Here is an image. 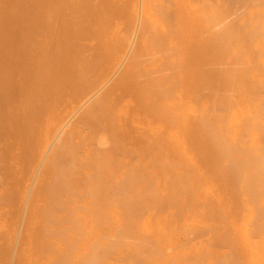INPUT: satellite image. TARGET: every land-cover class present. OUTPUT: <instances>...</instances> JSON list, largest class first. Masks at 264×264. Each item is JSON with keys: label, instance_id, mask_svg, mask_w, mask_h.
<instances>
[{"label": "rangeland", "instance_id": "1", "mask_svg": "<svg viewBox=\"0 0 264 264\" xmlns=\"http://www.w3.org/2000/svg\"><path fill=\"white\" fill-rule=\"evenodd\" d=\"M261 2L0 0V264H89L86 258L92 251L99 252L94 264H264V19L247 13ZM175 55L181 62L172 61ZM100 85L104 87L97 104L76 113L75 108ZM148 85L157 90L145 97ZM175 88L190 98L212 101L216 120L212 114L209 136L193 125L182 132L169 118L172 115L157 110L158 100ZM242 99L256 103V109L247 101L242 104ZM71 111L75 114L70 131L50 143L55 127ZM116 112L125 114L115 119ZM219 115L223 120L218 121ZM251 119L263 127L257 123L254 127ZM223 124L228 127L221 128ZM168 129L179 133L172 136ZM97 133L106 134V143L110 142L101 151L93 144ZM219 134L228 136L224 143ZM181 156L187 160L181 163ZM97 159L95 168L91 165ZM74 165L84 167L88 175L73 170L68 174ZM96 171L100 189L93 192L95 197L92 194L96 202L89 204L85 192L77 193V185L94 180ZM122 176L125 181H120ZM112 178L117 184L112 185ZM189 182L190 190L206 201L203 208L197 205L200 217ZM106 188L112 195L108 199ZM156 192L158 198L153 196ZM118 193L126 194L119 198L122 202ZM138 198L145 200L136 202ZM109 199L122 213L115 208L106 214L113 217L119 212L115 217L123 224H109L117 227L108 243V222L117 220L105 214L110 202L102 201ZM72 203L79 205L73 212ZM157 215H164L167 228L158 226ZM89 217L101 220L90 225ZM188 217L196 223H184ZM140 223L151 224L154 234L148 229L144 238L140 232L133 235ZM163 227L168 233L162 236ZM88 230L89 240L81 242V233ZM113 232L118 233L117 241L111 242Z\"/></svg>", "mask_w": 264, "mask_h": 264}, {"label": "bare ground", "instance_id": "2", "mask_svg": "<svg viewBox=\"0 0 264 264\" xmlns=\"http://www.w3.org/2000/svg\"><path fill=\"white\" fill-rule=\"evenodd\" d=\"M262 2L260 3V5H259V8H257L256 10H252V9H249V11H247V13H250L249 15L252 17L253 16V14L254 13H256L257 15H258V17L257 18H261V20L262 19H264V0H261ZM252 10V11H251ZM255 11V12H254ZM254 17H256L255 16V14H254ZM253 17V18H254ZM264 21V20H263ZM261 22V21H260ZM260 28V27H259ZM264 28V27H263ZM263 48H264V46H263ZM238 51V50H237ZM236 51V52H237ZM263 51H264V49H263ZM181 57L179 56V55H175L174 57H173V59H172V61L173 62H176V61H179V62H181V59H180ZM220 60V59H219ZM262 63V62H261ZM264 64V63H263ZM262 65V64H261ZM181 75H179V78H181L180 77ZM176 77L178 78V75H176ZM261 83H262V80L260 81ZM264 84V83H263ZM104 86L103 85H100L96 90H94L91 94H89V95H87L83 100H82V102H81V104L80 105H78L76 108H75V110H76V113H77V110H80V109H85V111H86V109L88 110L89 108H90V106H93V104L95 105V103L96 102H98V100H99V95H100V91H101V89L103 88ZM155 89V85H148V88H146V90L147 91H145V92H147V93H145L144 92V95H145V97L146 96H149L148 95V93H150L151 91H153ZM203 89V88H202ZM157 89H155V91H156ZM200 92L201 91H203V90H199ZM154 92V91H153ZM170 92V93H169ZM167 94L168 95H165V97H162L161 99H159L158 100V102H157V110L159 111L160 109H162L163 111H165L164 113L165 114H169V115H172V117H169V118H171V120H172V118H173V120H176V123H178L177 124V128H178V130H182V132H183V130L184 129H187L190 125H193V126H197V127H199V129H201V131H202V129H203V131L205 132V130H206V132H205V134H204V136L206 137L208 134H207V131H212V127H214V126H211V124L209 123V121H210V119L212 118V114L214 115V105L211 107V103H212V101H208L207 100V98H203L204 100H201V99H198L196 96H193L192 98H190L191 97V95H187L186 96V92H184V91H182L180 88H175V89H172V91L170 90ZM193 93V92H192ZM154 94V93H153ZM194 94V93H193ZM221 95H223V97H224V94H221ZM219 97V96H218ZM223 97H222V100H223ZM198 100H201V101H197V99ZM216 100L218 101V100H220L219 98H216ZM215 100V102H217ZM243 100V99H242ZM247 101V100H246ZM246 101L244 102V100H243V102H241L242 104L243 103H246ZM211 102V103H210ZM214 102V104H216ZM220 104H222L220 101H218ZM217 102V103H218ZM238 102H239V100H238ZM249 102V105H251V101H247V103ZM262 102H263V100H262ZM237 103V102H236ZM258 103V102H257ZM97 104V103H96ZM256 104V103H255ZM255 104H252L251 106H252V108L255 106V108H253V109H256V105ZM259 104V103H258ZM262 104V103H261ZM264 104V103H263ZM262 104V105H263ZM235 105V104H234ZM240 105V104H239ZM260 106V105H259ZM264 106V105H263ZM262 106V107H263ZM234 107V106H233ZM242 107V106H241ZM159 108V109H158ZM234 108H236V107H234ZM231 109V108H230ZM237 109H238V107H237ZM260 109H261V107H260ZM75 110H73V111H75ZM213 110V111H212ZM263 110H264V108H263ZM73 111H71L72 113H69L68 115H67V113H66V115H64V116H66L65 117V119L64 120H62V121H60V123L55 127L56 128V130H55V132H54V134H53V136H52V138H51V140H50V143H54V142H56L57 140H60L59 138H60V136H61V134L63 133V132H67V130L68 131H70L69 130V121L71 120V118L72 117H74L73 115L75 114V112L73 113ZM226 111H228V109L227 110H225V112ZM236 111V110H235ZM257 111H259V108L257 109ZM256 111V112H257ZM87 112V111H86ZM211 112H213V113H211ZM224 112V113H225ZM236 112H238V110L236 111ZM236 112H234V113H236ZM260 112V111H259ZM158 113H160V112H158ZM164 113H160L162 116H164ZM217 113V112H216ZM255 113V112H254ZM258 113V112H257ZM125 113H120V112H116V113H114V116H116L115 117V119L116 118H119V117H121V116H123ZM226 114H227V116H229V114H228V112H226ZM226 114H224L223 116H220L219 115V117H218V121H220L221 119L223 120V118H224V121H226V119L227 118H225V116H226ZM236 114H234V115H232V116H235ZM244 115H246V114H244ZM262 115V114H261ZM110 116V115H109ZM113 116V114L111 115V117ZM166 116V115H165ZM248 116V115H247ZM251 116V115H250ZM263 116V115H262ZM167 117V116H166ZM217 117V116H216ZM223 117V118H222ZM249 117V116H248ZM254 117V116H253ZM113 118V117H112ZM175 118V119H174ZM177 118V119H176ZM214 118H215V115H214V117H213V120H214ZM219 118H220V120H219ZM241 118V117H240ZM244 118H246L245 116H244ZM244 118H243V120H244ZM257 118V117H256ZM114 119V118H113ZM249 119V118H248ZM254 119V118H253ZM259 119H263V118H259ZM170 120V119H169ZM215 120H216V118H215ZM246 120H247V118H246ZM256 120V119H255ZM255 120H250L251 121V124H252V121H254V123H253V125H254V127H255V125H256V123L258 122V119H257V122L255 123ZM245 121V120H244ZM248 121V120H247ZM246 121V122H247ZM249 121V122H250ZM262 121V120H261ZM169 122V121H168ZM167 122V123H168ZM232 122V121H231ZM260 122V121H259ZM175 123V122H174ZM211 123H212V121H211ZM227 123V122H226ZM235 123V122H234ZM262 123V122H261ZM222 124V123H221ZM251 124H249V125H251ZM262 124H264V123H262ZM213 125H214V123H213ZM227 125V124H226ZM245 125V124H244ZM248 125V126H249ZM257 125H261L260 123H257ZM218 126V125H217ZM216 125H215V128L217 127ZM222 126V127H221ZM231 126V125H230ZM262 126V125H261ZM264 126V125H263ZM262 126V127H263ZM210 127H211V129H210ZM220 127L221 128H227L226 126H225V124H223V125H220ZM136 128L137 129H140V130H142L143 128H142V125H139V124H136ZM150 129H148V131H150V130H153L151 127H149ZM217 128H219V127H217ZM221 128H219V129H221ZM240 128H242L243 129V127H241L240 126ZM257 128V127H256ZM205 129V130H204ZM225 129H223V130H225ZM229 129V128H228ZM228 129H227V131H228ZM231 129V128H230ZM233 129V128H232ZM245 130H246V128H244ZM250 129V128H249ZM255 129V128H254ZM170 129H168V131L167 132H170L171 130V135L173 136V134H175L176 133V135H178V131L175 129V133H174V131H173V129H171L170 131H169ZM223 130H221V131H223ZM241 130V129H240ZM264 130V129H263ZM218 131V130H217ZM227 131H226V133H227ZM250 131H251V129H250ZM249 131V132H250ZM203 132V133H204ZM229 132V131H228ZM233 133L235 132V131H232ZM253 132V131H252ZM69 133V132H68ZM150 133V132H149ZM152 133V132H151ZM203 133H201V135L203 134ZM209 133V132H208ZM212 132H210V134H211ZM251 133V132H250ZM181 134V133H180ZM253 134V133H252ZM176 135L174 136V137H176ZM200 135V134H199ZM219 135H221V134H219ZM182 136V135H181ZM181 136H180V138H181ZM203 136V135H202ZM201 136V137H202ZM203 136V137H204ZM209 136V135H208ZM211 136V135H210ZM221 136H223L224 137V139H222V142H223V140H224V142H225V140L227 139V137L228 136H226V135H221ZM220 136V137H221ZM107 136H106V134H105V136H104V134L103 133H97L96 135H95V138H94V140H95V142H93V144H94V146H96L97 147V150H98V148H99V150L101 151V149H102V147H104V148H107V146H108V144L110 143H106V141L108 142L109 140H107V139H109L108 137L106 138ZM235 137V136H234ZM237 137V136H236ZM253 137H254V135H253ZM178 139V140H182L183 141V139H185V138H181V139ZM207 138H209V137H207ZM212 138V137H211ZM229 138L230 139H232V137L231 136H229ZM239 138V137H238ZM248 138V137H247ZM249 138H251V137H249ZM213 139V138H212ZM215 139V138H214ZM242 139H243V136H242ZM248 140V139H247ZM180 141H177V142H175V144L176 143H178V142H180ZM213 141V140H212ZM235 141H236V139H235ZM234 141V142H235ZM260 141H262V140H260ZM184 143H185V141H183ZM182 142V143H183ZM223 142V143H224ZM247 142H249V140L247 141ZM246 142V143H247ZM253 142H255V144H257L256 143V141H253ZM263 142V141H262ZM150 143V142H149ZM153 143V142H152ZM182 143H179L180 145H183ZM264 143V142H263ZM106 144H107V146H106ZM148 144V143H147ZM151 144V143H150ZM173 144V143H172ZM215 144V143H214ZM251 144V143H250ZM102 145H105V146H102ZM152 145H154V144H152ZM218 145V143L216 144V146ZM87 146H88V148H89V145H86L85 146V150L87 149ZM100 146H101V148H100ZM148 146H150V145H148ZM178 146V145H177ZM215 146V145H214ZM250 146V145H249ZM95 147V148H96ZM173 147V146H172ZM182 147V146H181ZM218 147V146H217ZM252 147V146H251ZM251 147H249L250 148V150H251ZM254 147V146H253ZM258 147H260V146H258ZM178 148V147H177ZM148 149H150V148H148ZM184 149H185V147H184ZM183 149V150H184ZM257 149V148H256ZM264 149V148H263ZM103 150V149H102ZM182 150V149H181ZM180 150V151H181ZM258 150V149H257ZM256 150V151H257ZM172 151V150H171ZM221 151V150H220ZM223 151V150H222ZM252 151V150H251ZM255 151V152H256ZM264 151V150H263ZM173 152V151H172ZM178 152H179V149H178ZM187 152V151H186ZM180 153V152H179ZM184 153V152H183ZM220 153H222V152H220ZM220 153H218V154H220ZM254 153V152H253ZM252 153V154H253ZM88 154V153H87ZM86 154V155H87ZM166 154V153H165ZM191 153H189V155H190ZM224 154H225V152H224ZM257 154V153H256ZM260 153H258L257 154V156L259 155ZM263 153H261V155H262ZM85 155V156H86ZM168 155V154H167ZM170 155V154H169ZM178 156H180V155H178ZM183 156H184V154H183ZM183 156H181L182 158H180V162H181V159H186L187 157H189L188 155H186L184 158H183ZM192 156V155H191ZM194 156V155H193ZM221 155H219V157H220ZM90 156H87V158L90 160V159H92V157L91 158H89ZM99 157V156H98ZM102 157V156H101ZM227 157V156H226ZM86 158V159H87ZM100 158V157H99ZM103 158V157H102ZM164 159H166V155H165V157H163ZM168 158V157H167ZM170 158V157H169ZM168 158V159H169ZM220 158H222V157H220ZM257 158V157H256ZM259 158H260V156H259ZM261 158H263V157H261ZM85 159V160H86ZM87 159V160H88ZM93 159H94V157H93ZM92 159V160H93ZM101 159V158H100ZM107 159V158H106ZM163 159V160H164ZM179 159V158H178ZM189 159H192V158H188V160ZM236 159H237V156H236ZM83 161H84V159H82ZM103 161H104V159H102ZM167 160V159H166ZM165 160V161H166ZM187 160V159H186ZM82 161V162H83ZM91 161V160H90ZM191 161H193V162H195L194 161V159L193 160H190V162H188V164L189 163H192ZM225 161L227 162V159H225ZM149 162V161H148ZM169 163H171L170 162V160L168 161ZM168 162H166V164H169ZM180 162H178V163H180ZM223 162H224V160H223ZM226 162H225V164H226ZM151 163V162H150ZM149 163V164H150ZM182 163V162H181ZM186 164V162L185 161H183V164ZM222 163V162H221ZM82 164V163H81ZM83 164H86L85 162L83 163ZM82 164V165H83ZM88 164V163H87ZM86 164V165H87ZM99 163H98V159L93 163V165H91V166H94L95 168H96V166L98 165ZM149 164H147V165H149ZM193 164V163H192ZM195 164V163H194ZM85 165V166H86ZM89 165V164H88ZM87 165V166H88ZM147 165L145 166V167H147ZM151 165V164H150ZM190 165V164H189ZM86 166V167H87ZM172 166V165H171ZM179 166L180 165H178V168H179ZM192 166H194V165H192ZM224 166H227V165H224ZM256 167H257V165H255ZM259 166V165H258ZM112 167H114V166H111V168ZM167 167H169V165L167 166ZM182 167V166H181ZM184 167V166H183ZM222 167V166H221ZM255 167V168H256ZM264 168V165L263 166H261V168ZM84 167H80L79 166V168H78V165L76 166V165H74V166H72V168H70L69 170H71V172H68V174L69 173H71L72 174V170H73V172H76V173H84L83 175L85 176V175H88V173H87V171H85L84 169H83ZM110 168V167H109ZM108 168V169H109ZM110 168V169H111ZM118 168V167H117ZM86 169V168H85ZM110 169H109V172L108 173H110V174H112L113 172H116L117 170H115L116 168H114V169H111L113 172H111L110 171ZM167 169H169V168H167ZM170 169H172V167H170ZM180 169V168H179ZM179 169L177 170V171H179ZM185 168H181V170L183 171ZM189 169V168H188ZM224 169V168H223ZM87 170V169H86ZM175 170V169H174ZM248 170H250V169H248ZM167 171H170V170H167ZM177 171H175V172H177ZM254 171V170H253ZM258 171H260V170H258ZM262 171V170H261ZM103 172H106V171H103ZM174 172V171H173ZM118 173V172H117ZM168 173V172H167ZM178 173V172H177ZM188 172H186V175L188 176L189 174H187ZM196 173V172H195ZM255 173V172H254ZM101 174V173H100ZM114 174V173H113ZM125 174V173H124ZM169 174V173H168ZM179 174V173H178ZM264 174V173H263ZM60 175H62L63 176V173L62 174H58L57 175V177H62V176H60ZM95 175V174H94ZM97 171H96V176H94V180H91V181H87V183L84 181V182H82V183H80V185H77L78 186V190H77V188H74L73 189V191H76L77 190V193H79L80 192V190L82 191V193H84L85 192V196L87 197V198H85V196H84V200H85V202L86 203H89V204H91V202H96L95 201V194L94 193H97L96 191L98 190V188L100 187V184H98L99 183V181L98 180H100V178L98 179V177H97ZM103 175V174H102ZM105 175H106V173H105ZM120 175V174H119ZM164 175V174H163ZM170 175V174H169ZM257 175H258V172H257ZM257 175H256V177H257ZM261 175V174H260ZM125 176V175H124ZM124 176H122V178L120 179V178H118V180L120 179V181L122 180H124ZM183 176H185V172H184V175ZM192 176H193V174H192ZM240 176H241V174H240ZM243 176V175H242ZM65 177V176H64ZM97 177V179L98 180H96L95 178ZM100 177V176H99ZM109 177V176H108ZM113 177H115V179H116V177H118V175L117 176H113ZM121 177V176H120ZM126 177V176H125ZM239 177V176H238ZM84 178V177H83ZM162 178V176H160V179ZM183 177H181V179H182ZM92 179V178H91ZM101 179H103V178H101ZM105 179V178H104ZM113 179V178H112ZM115 179H113V184L112 185H114V183H116L117 181H115ZM149 179V178H148ZM155 179V178H154ZM165 179V178H164ZM190 179H192V177L190 178V175H189V180ZM198 179V178H197ZM86 180V179H85ZM111 180V179H110ZM135 180V179H134ZM147 180V178L145 179V181ZM151 180H153V179H151ZM158 180V179H157ZM180 180V179H179ZM185 180H186V178L185 179H183V182H185ZM187 180H188V178H187ZM188 180V181H189ZM105 181V180H104ZM109 181V180H108ZM125 181V180H124ZM154 181V180H153ZM180 181H182V180H180ZM191 182H192V180H190ZM199 181H200V179H199ZM207 181V180H206ZM211 181V180H210ZM101 182H103V181H100V183ZM106 183H107V180L105 181ZM119 182V181H118ZM139 182V181H138ZM142 182H143V180H142ZM150 182H152V181H148L147 183H149L148 185H150ZM155 182V181H154ZM156 182H159V180L158 181H156ZM194 182V181H193ZM192 182V184H194ZM197 182H198V180H197ZM202 182V181H201ZM83 183H84V185H83ZM105 183V184H106ZM109 183V182H108ZM135 183H136V180H135ZM140 183V182H139ZM163 183H165V182H163ZM178 183H179V181L177 182V185H178ZM182 183V182H181ZM185 183H187V182H185ZM184 183V184H185ZM190 183V182H189ZM82 184V185H81ZM103 184V183H102ZM105 184H103L104 186H106ZM117 184V183H116ZM138 184V183H137ZM141 184H143V183H141ZM154 184V183H153ZM167 184V183H166ZM176 184V183H175ZM183 184V185H184ZM191 183H190V186H189V184H187V187L189 188V190H190V187H191V185H192ZM198 184V183H197ZM197 184H195V185H197ZM205 184H206V182H205ZM205 184H203V185H205ZM209 184H210V182H209ZM119 185H120V183H119ZM123 185V184H122ZM128 185H130L129 183H128ZM155 185V184H154ZM161 185H163V184H161ZM169 185V184H168ZM171 185V184H170ZM179 185H180V183H179ZM202 185V184H201ZM69 186H72L73 187V185H69ZM76 186V185H75ZM80 186H82L81 188H80ZM108 186H109V184H108ZM117 186V185H116ZM131 186V185H130ZM133 186V185H132ZM135 186V185H134ZM137 186V185H136ZM135 186V187H136ZM152 185H150V187H151ZM160 186V185H159ZM176 186V185H175ZM182 185H180V186H178V188L179 187H181ZM194 186V185H193ZM192 186V188H193V191H195L196 189V187H199L200 185H197L196 187H193ZM206 186H208V188L210 189V187H209V185H206ZM110 187H112V186H110ZM109 187V188H110ZM123 187V186H122ZM138 187V186H137ZM141 187V186H140ZM144 187V186H143ZM142 187V188H143ZM161 187V186H160ZM170 187V186H169ZM173 187V186H172ZM184 187H186V185H184ZM183 187V188H184ZM203 187V186H202ZM202 187H200V189H202ZM69 188L70 187H68L67 189L69 190ZM117 188H118V186H117ZM129 188H131V187H129ZM141 188V190H143V191H145L144 189H142ZM147 188H149V187H147ZM152 188V187H151ZM153 188L155 189V187L153 186ZM163 188V187H162ZM161 188V189H162ZM175 188V190L174 189H171L173 192H177L178 191V189L176 190V187H174ZM182 188V189H183ZM187 188V189H188ZM207 188V187H206ZM205 188V189H206ZM100 189V188H99ZM111 189V188H110ZM109 189V190H110ZM122 189V188H121ZM133 189V188H132ZM135 189V188H134ZM185 189V188H184ZM195 189V190H194ZM199 189V188H198ZM199 189V190H200ZM212 189V188H211ZM211 189H210V191H211ZM108 189L106 188L103 192L104 193H106L105 191H107ZM109 190L107 191V192H109ZM117 190V189H116ZM129 190V189H128ZM136 190H137V188H136ZM140 190V189H139ZM139 190H138V194H140V192H139ZM149 190V189H148ZM170 190V191H171ZM204 190V189H203ZM208 190V189H207ZM79 191V192H78ZM119 191V190H118ZM133 191V190H132ZM142 191V192H143ZM150 191V190H149ZM154 191H156V190H154ZM157 191H158V189H157ZM166 191V190H165ZM169 191V190H168ZM206 191V190H205ZM209 191V190H208ZM209 191V192H210ZM68 192V191H67ZM70 192H71V194L72 195H75V194H73L74 192H72V190L70 189ZM94 192V193H93ZM114 192V191H113ZM117 192V191H116ZM134 192L135 193H137L135 190H134ZM141 192V193H142ZM148 192V191H147ZM153 192V191H152ZM161 192V191H160ZM160 192H159V194H160ZM162 192H164V191H162ZM175 192V193H176ZM190 192H192V190H190ZM196 192V191H195ZM195 192H192L193 194H191V196L192 195H194V193ZM197 192H199V191H197ZM201 192H203L202 190H201ZM200 192V193H201ZM69 193V192H68ZM91 193V194H90ZM99 193V192H98ZM125 193H127V191L125 192ZM164 193H167V192H164ZM170 193V192H169ZM178 193V192H177ZM176 193V194H177ZM70 194V193H69ZM70 194V195H71ZM80 194V193H79ZM94 195V197H93V195ZM108 193H106L105 195H107ZM119 194H122V193H118V195ZM156 194H157V192L155 193V195H153V196H156ZM172 194H174V193H172ZM176 194H174V196H176ZM205 194V193H204ZM71 195V196H72ZM82 195V194H81ZM97 195V194H96ZM103 195V194H102ZM102 195H101V197H102ZM124 195V194H123ZM123 195H121V196H123ZM132 195V194H131ZM142 195V194H141ZM147 195H148V193H147ZM150 195V194H149ZM148 195V196H149ZM179 195V194H178ZM195 195L196 196H194V199H197V202H196V208H197V205H198V207L199 206H201V203H206V201H202V199H203V197H201L202 196V194L200 195L199 194V196L201 197H199L196 193H195ZM109 196H112L111 194H110V192H109V194L106 196L107 197V199L109 198ZM120 195H119V197L118 196H116V197H118V199L121 197ZM124 196H126V194L124 195ZM136 196V195H135ZM135 196H133V197H135ZM138 196V195H137ZM144 196H146V195H144ZM143 196V197H144ZM148 196H146V199L148 198ZM152 195H150V197H153ZM172 197L173 198V200H174V202L176 201V199H175V197L174 196H172L171 194L169 195V197ZM190 196V197H191ZM201 199V201H200V203H198L199 201H198V197ZM103 197H105V196H103ZM106 197H105V199H106ZM130 198V194H129V196L127 195V198ZM141 197V199H142V196H140ZM162 197V196H161ZM177 197V196H176ZM180 197V196H179ZM183 198H184V196H182ZM182 197H180L179 199H181ZM195 197H197V198H195ZM112 198V197H111ZM122 199H123V197H121ZM156 198H158L157 196H156ZM182 198V199H183ZM83 199V198H82ZM102 199V198H101ZM121 199V200H122ZM133 199V198H132ZM135 199V198H134ZM151 199H153L155 202H156V200H155V198H150V200ZM178 199V198H177ZM178 199V200H179ZM193 199V198H192ZM193 199V200H194ZM71 200H73L72 198H71ZM84 200H82V201H84ZM120 200V199H119ZM120 200V201H121ZM126 199H124V201H125ZM138 200H140L139 198L137 199V200H135L136 202L138 201ZM145 200V199H144ZM144 200H140V201H143L144 202ZM148 200V199H147ZM172 200V199H171ZM177 200V201H178ZM204 200V199H203ZM206 200V199H205ZM102 201V200H101ZM106 201H109L110 202V204H108V202H107V204L109 205V209L107 208V204H105V205H107L106 206V211H105V214H106V212L108 213L109 212V214L111 213V212H113V210H115V205H114V207H113V201H111L110 199L109 200H104V201H102L103 203L104 202H106ZM117 201V200H116ZM139 201V202H140ZM122 202V201H121ZM127 202H128V200H127ZM133 202V200H131V202L130 203H132ZM135 202V203H136ZM171 202V201H170ZM186 202V201H185ZM195 202V201H194ZM117 203V202H116ZM141 203V202H140ZM140 203L139 204H137L136 203V205H140ZM183 203H184V201H183ZM112 204V205H111ZM119 204V203H118ZM117 204V205H118ZM126 204V203H125ZM124 204V205H125ZM143 204V203H142ZM142 204H141V206H142ZM145 204V203H144ZM143 204V205H144ZM177 204V203H176ZM186 205H187V203H185ZM200 204V205H199ZM111 205V206H110ZM116 205V206H117ZM131 205H134V204H131ZM171 205V204H170ZM181 204H179L178 206H180ZM78 204L76 203V204H74V203H72V204H70L69 205V210L71 211V212H73V211H75L77 208H78ZM100 206V205H99ZM103 206H104V204H103ZM177 206V205H176ZM111 207V208H110ZM112 207H113V209H112ZM174 207V206H173ZM173 207H170V208H173ZM202 208H203V206H201ZM100 208H105V207H100ZM100 208H98V209H100ZM118 208H121V207H119V205H118ZM122 208H123V206H122ZM124 208H125V206H124ZM126 208H127V206H126ZM125 208V209H126ZM139 208H140V206H139ZM182 208V207H181ZM181 208H180V210H181ZM142 209V208H141ZM144 210H145V208H143ZM174 209V208H173ZM102 210V211H103ZM118 209L116 208V211H117ZM120 210V209H119ZM118 210V211H119ZM128 210V209H127ZM127 210H126V212H127ZM176 210V209H175ZM179 210V211H180ZM100 211V210H99ZM115 211V212H116ZM197 211H199L198 213H197V215L200 217V208H197ZM177 212V211H176ZM119 213V212H118ZM117 213V214H118ZM120 213H122L121 212V210H120ZM119 213V214H120ZM179 212H177V214H178ZM181 213V212H180ZM108 214V215H109ZM114 214V213H113ZM117 214L115 215L114 214V216L113 217H115V216H117ZM160 214V213H159ZM177 214H175L176 215V217H178L177 216ZM107 215V214H106ZM107 215V217H112V215H110V216H108ZM154 215H156V212H155V214ZM103 216H105V215H103ZM158 216V215H157ZM163 216L164 215H162V217L161 216H158V217H156L155 218V216H154V218H155V220L157 219V221H158V226L159 227H162V226H164L163 225V223H162V221L164 220V219H166V218H163ZM166 216V215H165ZM106 217V216H105ZM111 218L112 220L114 219V218ZM199 217H197V219L199 218ZM116 219H117V217H115ZM161 218H162V220H161ZM115 219V220H116ZM176 219V218H175ZM178 219V218H177ZM188 219L189 220H186V222H184V223H187L188 225H190L191 223H196V221L194 222V220H192V219H194L193 217L190 219V217H188ZM99 220H101V219H99L98 217H89L88 218V220H87V223H89L90 225H93V223L96 225L97 224V222L99 221ZM110 220V219H109ZM118 220H119V218L114 222H112L111 220H110V222H108V226H109V224H111V223H116V222H118ZM107 221H108V219H107ZM120 221V220H119ZM166 221V220H165ZM177 221V220H176ZM145 222H148V221H145ZM156 222V221H155ZM117 225L118 224H123V221L122 222H118V223H116ZM115 224V225H116ZM137 224V223H136ZM155 224V223H154ZM157 224V223H156ZM193 224H191V225H193ZM112 225H114V224H112ZM111 225V226H112ZM117 225L116 226H112V227H110V229H109V227H108V229H109V233H111V230H112V228H114V227H117ZM151 224H142V223H140V228H137V230H135V231H137V232H135V233H133V235L134 234H136L135 236H138L137 235V233L138 232H140V233H142L143 234V238H144V235L145 236H147L148 235V229H150V230H152V227L150 226ZM158 226H156V228L158 227ZM165 227L167 228V225H165ZM118 228H119V226H118ZM118 228H116V230L118 229ZM125 228H126V226H125ZM154 228V227H153ZM136 229V228H135ZM149 230V231H150ZM159 230V231H158ZM162 230H164V227H163V229L161 228V233H160V229H156V232L159 234H161L162 236H163V234L167 231H165V232H162ZM112 231H114V230H112ZM123 232H122V234H124V236H125V234H127V237H128V234H129V238H130V233H124V230H122ZM127 231V230H126ZM153 231L154 230H152V234H154L153 233ZM115 232H117V231H115ZM118 232H119V230H118ZM129 232V231H128ZM155 232V231H154ZM171 232V231H170ZM150 233V232H149ZM150 233V234H151ZM167 233H168V231H167ZM166 233V234H167ZM92 234V231H90V230H88V231H83L82 233H81V236H80V241L81 242H86V241H88L89 240V238H90V235ZM118 234V233H117ZM117 234L115 233L114 234V232H113V236L115 237V239L113 240V241H111V242H114V241H117V238H116V236H117ZM120 234H121V232H120ZM159 234V235H160ZM98 235H100V234H98ZM105 235V234H104ZM109 235V234H108ZM116 235V236H115ZM132 235V236H133ZM167 235H169V234H167ZM110 236V238H107V239H105V241L107 240L108 241V243H109V241L111 240V238H112V233H111V235H109ZM109 236H106V237H109ZM120 236V235H119ZM123 236V235H122ZM152 236H154V235H152ZM113 237V238H114ZM121 237V236H120ZM120 237H118V238H120ZM127 237L125 238V241H127V240H129V239H127ZM141 237V238H142ZM155 239H159L158 237L159 236H156L155 235ZM161 237V236H160ZM165 237V236H164ZM167 237V236H166ZM168 237H170V236H168ZM133 237H131L130 239H132ZM136 238V237H135ZM134 238V239H135ZM108 239H110V240H108ZM121 239V238H120ZM133 239V240H134ZM136 239H140V237H138V238H136ZM161 239V238H160ZM119 240V239H118ZM121 240H124V239H121ZM121 240H119V241H121ZM93 241H96V244H99V240L97 239V238H95ZM106 249V248H105ZM99 254V252H94V251H92V253H90L89 252V254H88V256H87V258H86V262L88 261L89 262V264H94V261H96L95 259H96V257H97V255ZM103 253L101 252V255H102Z\"/></svg>", "mask_w": 264, "mask_h": 264}]
</instances>
